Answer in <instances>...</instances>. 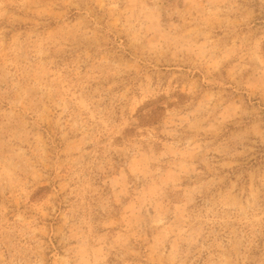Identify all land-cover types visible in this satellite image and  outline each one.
<instances>
[{
    "label": "rangeland",
    "instance_id": "1",
    "mask_svg": "<svg viewBox=\"0 0 264 264\" xmlns=\"http://www.w3.org/2000/svg\"><path fill=\"white\" fill-rule=\"evenodd\" d=\"M0 264H264V0H0Z\"/></svg>",
    "mask_w": 264,
    "mask_h": 264
}]
</instances>
